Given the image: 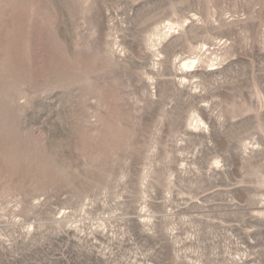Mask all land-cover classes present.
<instances>
[{"label": "rangeland", "instance_id": "obj_1", "mask_svg": "<svg viewBox=\"0 0 264 264\" xmlns=\"http://www.w3.org/2000/svg\"><path fill=\"white\" fill-rule=\"evenodd\" d=\"M0 264H264V0H0Z\"/></svg>", "mask_w": 264, "mask_h": 264}, {"label": "bare ground", "instance_id": "obj_2", "mask_svg": "<svg viewBox=\"0 0 264 264\" xmlns=\"http://www.w3.org/2000/svg\"><path fill=\"white\" fill-rule=\"evenodd\" d=\"M196 59H188L183 61L182 66L183 68H189L195 63Z\"/></svg>", "mask_w": 264, "mask_h": 264}]
</instances>
